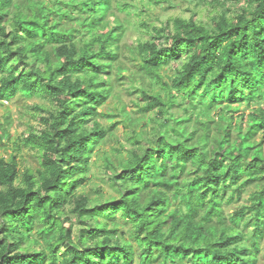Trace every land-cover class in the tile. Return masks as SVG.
Listing matches in <instances>:
<instances>
[{
	"label": "trees",
	"instance_id": "1",
	"mask_svg": "<svg viewBox=\"0 0 264 264\" xmlns=\"http://www.w3.org/2000/svg\"><path fill=\"white\" fill-rule=\"evenodd\" d=\"M206 2L207 22L194 12L140 23L130 50L163 87L136 90L147 103L141 111L156 110L158 135L145 143L135 132L137 148L119 164L108 157L118 196L92 201L77 189L93 152L117 125H103L99 116L111 115L99 108L113 94L115 69L117 75L126 69L125 27L115 5L134 4L0 0V99L20 92L50 103L37 105L47 113L43 128L24 140L39 151V167L20 173L15 155L0 159V264L258 263L264 0ZM169 65L174 73L165 80L161 71ZM243 104L252 107L246 127L245 115L235 121ZM251 185L257 188L251 203L228 213ZM119 218L130 224V237L119 234Z\"/></svg>",
	"mask_w": 264,
	"mask_h": 264
},
{
	"label": "rangeland",
	"instance_id": "2",
	"mask_svg": "<svg viewBox=\"0 0 264 264\" xmlns=\"http://www.w3.org/2000/svg\"><path fill=\"white\" fill-rule=\"evenodd\" d=\"M151 0H120L122 3L134 4L131 10H119L115 5V11L119 21L124 24L125 35L121 42V63L126 67L120 75L113 76V94L104 102L99 110L106 113L107 116H99L103 125L113 126L111 134L107 135L105 140L99 145L91 156L90 170L87 173V179L78 187L77 191L86 193L92 201L104 200L109 197L118 196L114 184L109 180L112 175L110 169L106 167L108 157L115 163L119 164L122 158H125L130 150L137 146L130 140L135 132L143 134L141 139L146 143L149 139H155L158 135L155 119L156 110L142 112L146 102L141 100L137 88L142 86L153 87V90H160L162 84L154 81L152 75L146 74L140 68L138 60L130 50L131 45L136 44L139 35L140 23L143 19H150L157 24L164 22L170 17L183 16L190 17L194 12L198 13L197 17L205 22L211 17L212 7L206 0H160L161 3ZM229 4L233 10L239 9ZM143 9L140 15L138 10ZM112 20V17H110ZM173 65L165 66L161 74L165 80L174 73ZM37 105H44V109L50 107L48 100L41 97H26L20 92L11 99H0V159L11 158L15 155L19 164L20 173L26 168H37L40 165V154L36 148L25 146L24 140L29 132L40 131L43 128L41 117L46 116V110L38 109ZM253 106V105H252ZM241 111L236 114L235 121L243 120L245 115L244 127H246V116L252 107L247 108L245 104L241 106ZM217 119V114L214 115ZM128 119V120H127ZM215 129V126H213ZM5 130L10 134L9 138L5 136ZM3 136V137H2ZM264 138V133H259L256 137L258 141ZM255 185H251L243 196L232 203L227 212H233L242 204L251 203V193L256 190ZM119 216V215H118ZM73 231L77 232L80 228L79 223L74 216ZM120 219V232L131 235V226L124 219ZM251 229V228H250ZM248 231V228L246 229ZM135 243V242H134ZM257 264H264V238L261 240V250Z\"/></svg>",
	"mask_w": 264,
	"mask_h": 264
}]
</instances>
